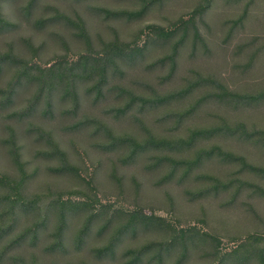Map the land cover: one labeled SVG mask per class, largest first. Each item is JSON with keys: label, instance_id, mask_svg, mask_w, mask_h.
<instances>
[{"label": "rangeland", "instance_id": "obj_1", "mask_svg": "<svg viewBox=\"0 0 264 264\" xmlns=\"http://www.w3.org/2000/svg\"><path fill=\"white\" fill-rule=\"evenodd\" d=\"M95 8L142 13L106 18ZM54 10L81 18L89 49ZM0 18L12 25L0 28V55L11 58L2 65L0 88L18 69L12 60L37 71L108 48L133 54L119 58V71L98 100L89 92L92 80L78 81L74 113H65L72 101L60 89L30 111L37 85L24 82L0 107V178L7 182L0 185L6 230L0 249L27 233L8 246L0 264H12V256L34 264H129L128 250L142 251L134 264H264V0H0ZM114 86L144 97L152 89L160 95L188 90L157 108L115 118L108 110L123 100ZM83 118L137 141L147 137L145 129L172 142L187 141L196 130L219 131L190 146L128 158L127 148L100 147L108 139L96 124L68 129ZM33 128L50 133L64 163L42 155L51 148ZM12 130L24 176L8 151ZM213 148L250 168L218 151L201 153ZM14 199L16 215L9 211ZM110 244L112 251L98 256Z\"/></svg>", "mask_w": 264, "mask_h": 264}, {"label": "trees", "instance_id": "obj_2", "mask_svg": "<svg viewBox=\"0 0 264 264\" xmlns=\"http://www.w3.org/2000/svg\"><path fill=\"white\" fill-rule=\"evenodd\" d=\"M147 0H141V2H146ZM150 2V1H149ZM31 6V5H30ZM95 11L104 14L106 18L109 17H125L127 20H131L134 18H137L141 15V11H120V12H114L109 11L103 8H95ZM55 16L58 18L64 19L65 22H67L70 26H72L74 29L77 30L76 36L80 38L84 44L86 45L87 49H89L92 44L89 40V37L85 31V26L83 21L80 17L76 16V19L72 21L70 18L61 15L57 10H54ZM2 25L5 26H12L11 24H8L4 20L0 18V28ZM170 34H166L165 37L167 38ZM108 44L106 45V47ZM113 48V47H112ZM137 53H142L141 50H137ZM133 55L132 52H128L125 54V52L114 50L111 48H108L106 52H101L98 56H93L92 54H83L79 56L76 60L71 61L70 63L66 62L64 58H62L59 62H57L56 66L50 67L46 70L38 69L37 71L33 70V67H29L27 65L21 64V62L12 60L13 65L18 68L16 70V73L10 82L5 88H0V107H3L5 105L10 104L12 102L13 95L15 94L16 87L21 83H36L37 85V94L33 100V103L30 107L33 109V107L36 105L39 99H41L43 96L49 100L50 96L53 92L60 89V92L62 93V98H70L72 101V110H67L65 113H74V111L78 107V94L74 93V89L77 85L78 81L81 80H92V84L89 87V92H94V99L98 100L99 98L103 97V87L106 81L108 80V77L114 73L119 71V58L122 59L123 57L131 56ZM173 55L170 57L173 59ZM11 58L5 57L2 58L0 55V71L2 70V65L6 63H10ZM112 69V72L110 70ZM111 72V73H110ZM110 89H113L117 91V97H119L121 100H123V104L116 108H110L108 110L109 113H112L115 118H119L125 114H127L129 111L135 109L136 112H142L146 108L147 109H154L159 107L160 105L166 104L168 102H171L173 99L182 96V93H186L185 90L183 92H174L172 94H165L160 95L155 90H151V96L144 97L134 94L132 91L122 88L119 86H114ZM47 110L51 108L50 101L45 103ZM11 115V114H10ZM26 115H29L28 113H22L19 114L20 118L25 117ZM14 115L10 116L13 117ZM96 124L98 127H96V131L103 130L106 137H107V143L104 145H101L100 147L103 150L111 151L112 149H115L117 147H124L128 150V158H133L137 153L143 152L147 149H163L166 148L168 150H175L179 149L183 145L190 146L193 141L201 136L210 137L213 134H215L218 130V128H213L209 130H196L191 133L190 137L187 141H177L172 142L165 139H157L152 136V134L147 131V137L143 139L142 141H137L133 137L130 136H114L108 129H106L105 126H102L98 121L95 119L90 118H83V120L76 122L68 129L70 130H76L82 126L89 125V124ZM39 138H44L45 142L48 144V146L51 148L50 151L44 152L42 155L46 156H55L58 155L60 157L61 162H65V154L62 153L60 150L57 149V144L52 140V137L49 132L44 131L40 128H33ZM237 130L235 129H229V132L235 133ZM247 137H251L250 135ZM7 144H9V154L11 156V159L13 163L16 165L18 172L24 176L23 171V165L20 163L19 160V153L18 149L15 145V134L12 130L9 134V138L6 141ZM214 151H218L217 154L221 157L229 158L233 161H240L243 168L247 166L243 160L236 158L229 154H224L220 152V150L213 148L209 151H203L204 155L206 157H210ZM58 153V154H57ZM68 169L65 166H62L60 168L54 169L55 171H62ZM70 169V168H69ZM72 171V170H71ZM19 182V181H18ZM22 182V180H20ZM7 182H5L4 178H0V185L6 187ZM13 189H17L16 186H12ZM15 205L12 206V208L9 210L10 212H13L14 215H16V211L13 208H16L20 206V202L17 199H14ZM8 209V208H4ZM5 211V210H4ZM6 216L8 215L5 213ZM66 217V211H61V223L63 224V219ZM62 226L56 228L55 230V238L56 241L54 244H52L49 249L54 250L56 246L59 244L60 241V234H61ZM6 230L0 226V239L4 236ZM33 235L32 239H36L37 237V230H32ZM30 230L28 231V233ZM27 233L19 234L14 241L19 242L25 236ZM13 240L8 244L11 245ZM8 246L5 245L0 249V261L3 259V257L6 256L8 249ZM113 248V245H107L103 248L97 249L96 253L98 256H102L104 253L111 252ZM141 253L142 251L137 250H128L126 251L127 256H131L130 261H128L129 264H134L137 261L141 259ZM7 261L11 262L12 264L18 263V264H34V261H30V263H25L23 259H17L15 256L7 257Z\"/></svg>", "mask_w": 264, "mask_h": 264}]
</instances>
